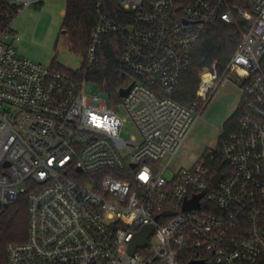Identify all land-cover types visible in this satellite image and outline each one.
Wrapping results in <instances>:
<instances>
[{
    "label": "built area",
    "instance_id": "obj_1",
    "mask_svg": "<svg viewBox=\"0 0 264 264\" xmlns=\"http://www.w3.org/2000/svg\"><path fill=\"white\" fill-rule=\"evenodd\" d=\"M39 1L0 2V215L26 195L29 216L27 242L7 246V264H182L184 252L204 264H264V0H117L133 13L127 28L98 12L84 72L99 64L105 35L125 37L132 140L104 92L87 95L85 79L19 54L13 22ZM217 21L238 31L239 46L223 70H203L197 98L207 103L235 74L237 129L174 172L196 117L171 94ZM150 225L148 245L131 255Z\"/></svg>",
    "mask_w": 264,
    "mask_h": 264
},
{
    "label": "trees",
    "instance_id": "obj_2",
    "mask_svg": "<svg viewBox=\"0 0 264 264\" xmlns=\"http://www.w3.org/2000/svg\"><path fill=\"white\" fill-rule=\"evenodd\" d=\"M65 2L66 10L60 36L68 39L74 52H81L84 56L90 46L91 33L97 22L99 11L106 14L121 28H127L133 24V13L125 10L117 0H65ZM239 41L240 34L234 27L221 21L212 23L209 31L194 49L191 68L181 77L171 97L181 105L190 108L197 101L201 72L214 63L223 70L235 54ZM125 46L126 39L121 34L105 35L98 47L99 64L88 73L84 72L83 66L76 75L70 74V76L80 80L92 79L98 84L100 90L108 95V101L118 103L121 101L119 91L127 83L123 79V75L128 73L123 64ZM51 67L66 74L72 73L67 72L56 60H53ZM239 116L240 113H237L229 120L223 139L237 129ZM217 168L223 170L224 166L219 165ZM28 225V199L26 195H23L17 202L5 208L0 215V264H7L9 244L27 242ZM193 262L198 260L190 252H184L182 264Z\"/></svg>",
    "mask_w": 264,
    "mask_h": 264
},
{
    "label": "rangeland",
    "instance_id": "obj_3",
    "mask_svg": "<svg viewBox=\"0 0 264 264\" xmlns=\"http://www.w3.org/2000/svg\"><path fill=\"white\" fill-rule=\"evenodd\" d=\"M65 10V0H42L24 9L12 26L14 32L22 37L15 44L20 55L44 66H51L56 60L67 72H72L67 73L70 76L76 75L85 65L88 50L85 56L81 52H74L68 39L60 36ZM85 80L87 95H92L94 91L101 92L92 79ZM242 93V85L237 82L236 75L230 73L207 103L197 98L190 106L195 111L196 122L170 163L172 171L193 168L205 154L219 151L229 120L237 113L241 114ZM107 102L120 110V117L124 121L121 137L125 140L136 138V128L122 106V98L118 103L108 99ZM167 162L168 158L161 161V166ZM156 244L157 239L154 238L152 245Z\"/></svg>",
    "mask_w": 264,
    "mask_h": 264
},
{
    "label": "water",
    "instance_id": "obj_4",
    "mask_svg": "<svg viewBox=\"0 0 264 264\" xmlns=\"http://www.w3.org/2000/svg\"><path fill=\"white\" fill-rule=\"evenodd\" d=\"M127 78H128V74L125 73L123 75V79L126 80ZM133 85H134V83H132L127 88L120 89V91H119L120 97L121 98L126 97L128 95V93L130 92L131 88L133 87ZM104 97H108V95L106 93H104ZM166 177L168 179H171L172 178V172L171 171L167 172ZM220 179H221V175L219 173H217L213 178V183L216 184ZM190 208H193V207H191L189 205H185L184 210H189ZM153 230H154V226H152V225L145 226L142 228V230L135 236V238L130 243L129 253L131 255H133L138 248H143V247H146L148 245V240L152 236ZM192 264H204V263L201 261H198V262H193Z\"/></svg>",
    "mask_w": 264,
    "mask_h": 264
},
{
    "label": "snow or ice",
    "instance_id": "obj_5",
    "mask_svg": "<svg viewBox=\"0 0 264 264\" xmlns=\"http://www.w3.org/2000/svg\"><path fill=\"white\" fill-rule=\"evenodd\" d=\"M143 178H146V177H143Z\"/></svg>",
    "mask_w": 264,
    "mask_h": 264
}]
</instances>
